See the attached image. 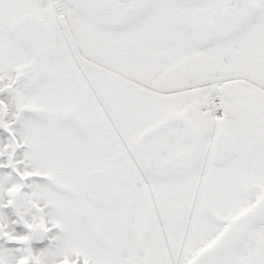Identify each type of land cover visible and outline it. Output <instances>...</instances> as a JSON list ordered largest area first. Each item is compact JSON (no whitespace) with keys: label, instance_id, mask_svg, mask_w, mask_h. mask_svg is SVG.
<instances>
[{"label":"snow or ice","instance_id":"obj_1","mask_svg":"<svg viewBox=\"0 0 264 264\" xmlns=\"http://www.w3.org/2000/svg\"><path fill=\"white\" fill-rule=\"evenodd\" d=\"M0 264H264V0H0Z\"/></svg>","mask_w":264,"mask_h":264}]
</instances>
